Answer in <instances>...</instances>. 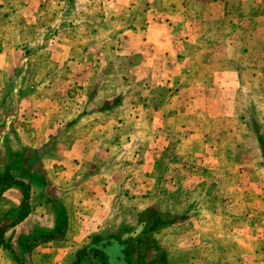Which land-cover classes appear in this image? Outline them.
<instances>
[{
  "label": "crops",
  "instance_id": "obj_1",
  "mask_svg": "<svg viewBox=\"0 0 264 264\" xmlns=\"http://www.w3.org/2000/svg\"><path fill=\"white\" fill-rule=\"evenodd\" d=\"M43 1L17 0L22 9L13 12L19 22L11 27L9 13L0 12V114L15 98L17 110L13 104L6 120L18 122L0 142L19 153L11 164L1 162L0 172L29 186V212L13 226L23 192L13 185L0 195L3 239L17 258L24 264H264V236L252 247L258 236L233 233V207L246 210V225L253 196L181 213L145 239L156 243L162 257L139 250L142 223L135 215L125 220L120 205L129 199L134 212L158 207L153 198L160 179L170 196L219 174L257 180L263 173L255 137L253 156L234 162L232 149L243 145L241 131L249 132L251 96L243 85L242 59L252 58L251 69L244 65L247 74L264 72V0H104L103 15L126 17L125 23L106 27L83 59L53 38V81L47 71L27 89L25 52H36L43 39L27 44L21 34L37 23ZM6 3L13 1L0 0ZM11 33L17 36L14 46L6 37ZM27 152L36 155L34 164L43 163L32 184L9 169L21 161L18 172L27 175ZM163 161L170 168L161 171ZM229 191L253 194L238 186ZM127 225L137 226L122 231ZM2 254L18 264L7 249Z\"/></svg>",
  "mask_w": 264,
  "mask_h": 264
},
{
  "label": "rangeland",
  "instance_id": "obj_2",
  "mask_svg": "<svg viewBox=\"0 0 264 264\" xmlns=\"http://www.w3.org/2000/svg\"><path fill=\"white\" fill-rule=\"evenodd\" d=\"M4 0H2L3 2ZM11 4H1L0 5V12L5 11L9 13L10 16V27L13 22H19V20H15V15L13 12L15 10L22 9V4L17 2V0H10L12 2ZM19 1V0H18ZM62 1V2H61ZM67 1V2H66ZM71 0H44L40 4V9L38 10L41 14L39 19L37 20V23L33 26H26L23 27V34H21V37L23 40L28 44L29 41L32 39L34 40L37 38L38 40L43 39V43L38 48V50L34 53H31L30 50H27L25 52L26 56H28V63H29V70L27 75V82L26 86L27 88H30L32 86L35 87L34 83L37 82L43 75L44 72L48 71V75L50 76V84L51 81H53V57L51 53L53 54V38L54 40H58L59 43H67L71 46V54L70 56H73V58L77 59H83L85 58V51L87 49V46L90 47L92 44H96L97 41L102 39L104 37L103 32L106 31V27L113 28L114 26H117V22L122 21V23H125V18L123 17L121 20L120 18L114 19H107L103 15V7L102 2L104 0H91L88 5L85 1L77 0V5H72L70 2ZM76 2V0H75ZM86 7V9L84 8ZM127 16V15H125ZM57 17V18H55ZM120 20V21H119ZM109 21V22H108ZM108 22V23H107ZM54 24V25H53ZM14 25H18V23H14ZM22 25V24H21ZM123 25V24H122ZM54 26H56L57 29H59V32L56 34L54 30ZM35 29V30H34ZM36 29H42L40 31V35H35L34 32ZM56 29V31H57ZM42 34V35H41ZM6 37L11 40V46H14L17 44V36L13 33L6 34ZM6 37H3V40L6 39ZM236 42L237 41L236 38ZM38 44V43H35ZM36 46V45H35ZM37 48V47H36ZM92 52V51H91ZM95 52V50H94ZM52 57V58H51ZM52 59V61H51ZM248 65V69H251L252 67L250 64H252V58H246L242 59V66L241 69L243 70V85L246 88V90L249 91V95L251 96V110L253 109V117L254 120L259 125V131L264 135V99H263V89H264V72L253 76L250 73L247 74V68L244 67V65ZM21 69V67H19ZM254 69H258L257 66L254 67ZM53 83V82H52ZM92 85V84H90ZM89 86V85H88ZM13 103H11L10 110L4 111L3 115L0 114V137L7 139V133L11 134L12 132H15L14 127L17 126L18 122L6 120V115L8 111L12 110L13 104H15L16 99H11ZM17 103L14 105V112L16 109ZM15 123V124H14ZM261 123V124H260ZM5 124H8V126H4ZM233 124V123H232ZM4 126V127H2ZM9 126H11L9 128ZM6 127H8L6 129ZM6 131V134L3 132ZM242 138L244 140V143L242 146H235L232 149V155L234 162L236 158H239L240 156H253L256 154L255 149L253 148V142L254 135L253 130L249 128L248 131H241ZM228 135V134H225ZM12 137V135H11ZM10 137V140H11ZM251 137V138H249ZM236 138V136H235ZM17 147H12L10 145H6V141H4L3 148L1 147L0 142V163L3 162L6 164H11L15 157L19 154L14 149ZM260 152V151H259ZM29 158L33 161L29 163V173L27 172V175L24 172H18L20 169H22V163L21 161H18L14 164V168H9L10 170L17 171L16 174L19 176L21 180H28L29 183L32 184L35 174L39 173L41 171L40 168L43 165L40 162L34 164L36 155L33 153L27 152V155H29ZM167 157V160H170L172 158L171 155L165 156ZM229 164L231 167V170H235L237 168V164L235 163ZM166 163V164H165ZM167 161H163L162 164L159 166V170H165L167 167L170 168L167 165ZM255 168L258 170L259 166L257 164H252V168ZM35 166V168H34ZM264 166V165H263ZM20 167V169H19ZM228 167V166H226ZM4 166H1L0 164V170H2ZM204 166H200L198 169H203ZM241 169V168H239ZM43 170V169H42ZM263 171L259 173V176L256 179H252V177L248 174L243 173L242 176H238L237 178H224L221 174L218 175V177H212L211 180L203 181V183L196 185L193 189H185V187H182V190L175 191V194L167 196L163 194V188L165 189V181L164 179H160L157 181V187L159 189V193L155 194L153 200L155 201V204L158 206L160 210H167L168 205H171V212L177 213L180 215L184 211H187L188 209L194 210V208L197 206L200 210V207L203 205H206L207 203L215 204L217 201L218 203L223 202V199H231L234 203L235 199H239L241 197L250 199L251 197H254V201H249L252 204L251 209L249 210L250 216L248 217L250 220L246 225H241L242 220L245 221V218L248 216L246 213V210H243L242 208L233 207L234 212V218H233V233L242 235H249L251 238L252 236H258V241H252V247L256 246V243L258 245L260 244L261 237L260 235L264 236V232H260L259 229H263L264 224L262 226H256L255 223L258 222V224L261 221H264V169L260 170ZM29 174V175H28ZM258 178H260V181H258ZM246 183V184H245ZM238 186L242 188H250L253 194H247L242 196L241 193H233V195H230L229 189L231 187ZM250 186V187H249ZM162 190V191H161ZM225 191L224 195H221V191ZM223 191V192H224ZM260 191V193H258ZM166 192V191H165ZM221 193V194H220ZM13 198V195H10ZM227 196V197H226ZM18 197V196H16ZM16 199L14 198V201ZM130 201L127 199L126 201H123L120 203V205L123 207V215L125 220H133V216L137 217L139 219L140 213L134 212L135 210H129L128 208H131V205H129ZM119 205V206H120ZM5 209V208H4ZM16 208L12 207L11 211H14ZM218 213L220 214V211L224 213L223 209H218ZM232 210V209H231ZM5 211V210H4ZM2 213V209L0 207V214ZM195 211L193 212V214ZM198 215V214H196ZM132 217V219L130 218ZM137 219V222L139 221ZM137 226V225H135ZM131 226V227H135ZM143 226V223H142ZM128 225L122 227V231L126 230L129 231L131 228ZM142 228V227H139ZM132 231V230H131ZM259 234V235H257ZM12 245V244H11ZM261 250L264 252V239L263 242L260 244ZM13 246V245H12ZM251 246V245H250ZM220 247V245H219ZM3 251H5L4 248L1 247L0 244V264H11L8 262V259L5 258V256L2 254ZM264 254V253H263ZM11 258V257H10ZM264 259V257H263ZM221 263V260H218Z\"/></svg>",
  "mask_w": 264,
  "mask_h": 264
},
{
  "label": "trees",
  "instance_id": "obj_3",
  "mask_svg": "<svg viewBox=\"0 0 264 264\" xmlns=\"http://www.w3.org/2000/svg\"><path fill=\"white\" fill-rule=\"evenodd\" d=\"M253 111H254L253 109L251 110V101H250L248 126L253 130V135L260 149L262 163L264 164V135L261 133V131H259V125H258L259 122L257 123L254 120L252 113ZM13 185L19 186L21 188L23 192V200L18 209V215L11 222L10 224L11 226L15 225L20 220H22L29 212V206H28L29 186L26 183L18 179H15L14 177H12L10 173L6 171L3 173L0 172V195L4 190H6L7 188ZM139 213H140V217L138 220L140 223H143L142 231L139 237L140 239L137 242L138 244L142 245L141 247L138 246L139 250L144 254L146 252H149L151 249H153L154 252H160L159 255L162 257L160 251L161 249H159L157 245L154 246L155 242L154 243L148 242L147 244L145 242V239L148 238L152 233L157 231L159 228L177 222L178 219L184 216V214L178 215L177 213H173L169 210H160L156 206L143 209L142 211H139ZM5 229H6L5 227L4 228L0 227V244L4 247V249H7L10 252L11 257H13L18 264H24L17 258V255L12 249L11 245L9 243H5L3 239V234ZM160 261L162 260L160 259Z\"/></svg>",
  "mask_w": 264,
  "mask_h": 264
}]
</instances>
